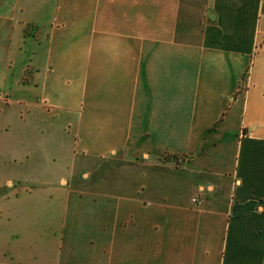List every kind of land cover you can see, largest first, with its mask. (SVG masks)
Masks as SVG:
<instances>
[{
    "label": "rangeland",
    "instance_id": "rangeland-1",
    "mask_svg": "<svg viewBox=\"0 0 264 264\" xmlns=\"http://www.w3.org/2000/svg\"><path fill=\"white\" fill-rule=\"evenodd\" d=\"M146 1L0 0V260L118 264L152 257L160 250L152 235L163 232L147 225L152 217L140 200L161 193L163 177H179L177 191L186 192L198 177L215 176L198 167L223 158L208 141L163 125L149 129L155 121L143 104H134L141 120L128 123L129 60L102 56V41L105 33L135 31L131 7ZM110 3L119 6L113 14L104 7ZM261 47L258 40L255 50ZM202 144L197 164L194 149ZM134 148L149 151L145 162L134 163ZM183 153L190 161L170 169L173 154L180 160ZM157 156L168 160L159 164ZM131 228L133 241L125 238Z\"/></svg>",
    "mask_w": 264,
    "mask_h": 264
},
{
    "label": "crops",
    "instance_id": "crops-1",
    "mask_svg": "<svg viewBox=\"0 0 264 264\" xmlns=\"http://www.w3.org/2000/svg\"><path fill=\"white\" fill-rule=\"evenodd\" d=\"M104 7L113 14L119 6ZM131 15L135 31L118 28L102 41V56L129 60L128 123L141 120L134 104L146 105L147 120L155 121L147 122L149 129L163 125L177 135L198 136L223 158L198 164L205 148L200 145L194 161L201 171L213 169V178L200 176L182 192L175 186L179 177H163L161 193L136 202L147 207L149 227L161 225L163 235L151 238L160 250L130 261L121 257L118 264H264V48L255 50L258 40L264 43V0H147L131 7ZM246 57L252 63L245 74ZM130 151L135 159L147 154L134 163L149 156L143 148ZM173 155L178 159L170 169L191 158ZM132 216L122 217L121 226L128 227ZM130 231L125 238L138 239L137 230Z\"/></svg>",
    "mask_w": 264,
    "mask_h": 264
},
{
    "label": "built area",
    "instance_id": "built-area-1",
    "mask_svg": "<svg viewBox=\"0 0 264 264\" xmlns=\"http://www.w3.org/2000/svg\"><path fill=\"white\" fill-rule=\"evenodd\" d=\"M192 200L194 201L195 199L193 198Z\"/></svg>",
    "mask_w": 264,
    "mask_h": 264
}]
</instances>
